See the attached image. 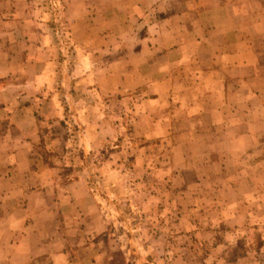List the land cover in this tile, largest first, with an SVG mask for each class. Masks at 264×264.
Masks as SVG:
<instances>
[{"label":"crops","instance_id":"0c3cea01","mask_svg":"<svg viewBox=\"0 0 264 264\" xmlns=\"http://www.w3.org/2000/svg\"><path fill=\"white\" fill-rule=\"evenodd\" d=\"M227 1L121 0L112 31L126 34L131 67L123 71L117 58L103 65L98 85L108 96L125 88L196 109L180 122L193 127L169 133L179 124L172 118L166 128L174 141L175 185L184 189L176 198L184 212L179 224L198 229L202 254L196 244L180 252L193 264H264V28L245 16L248 5L239 6L237 19ZM154 2L166 5L159 22L149 19ZM15 6L0 0V264H75V242L105 229L84 185L61 184L57 163L47 162L62 151L58 135L40 125L41 117L55 124L56 96L44 84L48 60ZM221 12L219 25L213 18ZM199 140L208 144L195 147Z\"/></svg>","mask_w":264,"mask_h":264},{"label":"rangeland","instance_id":"374dc122","mask_svg":"<svg viewBox=\"0 0 264 264\" xmlns=\"http://www.w3.org/2000/svg\"><path fill=\"white\" fill-rule=\"evenodd\" d=\"M227 2L226 9L233 5L239 12L237 19H241L239 6L246 4L252 12L258 3L259 14H244L249 21H263L264 28V0ZM15 4L23 30L30 32L31 43L39 46L49 62L44 84L51 87L48 94L56 96L55 124L50 127L41 117L40 125L42 132L58 135L62 151L57 157L50 155L47 162L57 163L61 184L74 180L84 185L105 229L103 234L75 242L71 259L75 264H193L180 249L185 245L194 249L196 244V255L202 254L197 248L198 229L179 224L184 212L176 198L178 190L184 189L175 185L178 173L172 170L175 150L169 133L193 127L180 122L191 118L196 109H179L173 99L161 102L150 99L151 94L130 93L125 88L112 96L101 93L97 74L103 65L117 58L123 71L131 67L132 56L122 39L126 34L112 31L121 0H15ZM164 6L153 3L150 21L164 18ZM213 19L224 23L222 12ZM100 37L105 45L91 43ZM102 47L106 53L100 51ZM105 85L117 87L108 80ZM122 86L126 87L124 81ZM172 118L179 124H173L167 134ZM194 143L195 147L208 144ZM41 152L45 159L44 146Z\"/></svg>","mask_w":264,"mask_h":264},{"label":"trees","instance_id":"16d2710c","mask_svg":"<svg viewBox=\"0 0 264 264\" xmlns=\"http://www.w3.org/2000/svg\"><path fill=\"white\" fill-rule=\"evenodd\" d=\"M54 1H56V0H54Z\"/></svg>","mask_w":264,"mask_h":264}]
</instances>
